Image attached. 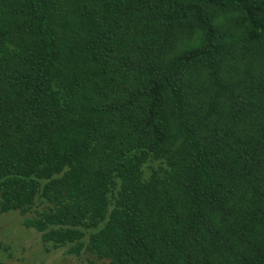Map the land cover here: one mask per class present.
Returning a JSON list of instances; mask_svg holds the SVG:
<instances>
[{"label":"trees","instance_id":"1","mask_svg":"<svg viewBox=\"0 0 264 264\" xmlns=\"http://www.w3.org/2000/svg\"><path fill=\"white\" fill-rule=\"evenodd\" d=\"M83 264H264V0H0V214Z\"/></svg>","mask_w":264,"mask_h":264},{"label":"rangeland","instance_id":"2","mask_svg":"<svg viewBox=\"0 0 264 264\" xmlns=\"http://www.w3.org/2000/svg\"><path fill=\"white\" fill-rule=\"evenodd\" d=\"M17 213L0 214V264H83L63 250L46 253L39 235L21 225Z\"/></svg>","mask_w":264,"mask_h":264}]
</instances>
